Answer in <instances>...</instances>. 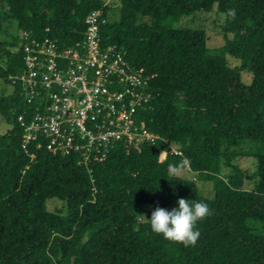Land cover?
Wrapping results in <instances>:
<instances>
[{
    "label": "trees",
    "instance_id": "1",
    "mask_svg": "<svg viewBox=\"0 0 264 264\" xmlns=\"http://www.w3.org/2000/svg\"><path fill=\"white\" fill-rule=\"evenodd\" d=\"M214 5L226 15L221 47L208 46L205 28L168 21ZM113 8L120 15L111 20ZM95 9L107 19L102 46L154 74L151 100L136 120L159 138L140 150L119 141L92 171L75 156L50 153L41 140L24 147L18 116L31 104L11 79L25 66L20 34L0 45V79L13 86L0 93L10 125L0 133V264H264V0H0V31L15 21L20 33L75 48ZM228 54L240 64L232 66ZM241 69L253 73L250 84ZM245 139L260 144L251 152L252 174L235 163L246 153L232 150ZM183 157L192 176L169 177L168 164ZM245 178L252 189L243 187ZM199 181H210L214 194L204 195ZM180 198L213 210L197 223L194 247L163 239L138 216L144 208L171 211ZM53 199L63 208L50 209Z\"/></svg>",
    "mask_w": 264,
    "mask_h": 264
},
{
    "label": "built area",
    "instance_id": "2",
    "mask_svg": "<svg viewBox=\"0 0 264 264\" xmlns=\"http://www.w3.org/2000/svg\"><path fill=\"white\" fill-rule=\"evenodd\" d=\"M102 15L95 9L86 16L85 38L75 48L59 49L48 37L22 31L25 66L11 76L31 104L18 116L25 124L24 147L41 140L50 153L75 156L89 171L119 141L127 150H140L159 138L136 120L138 109L151 100L154 74L134 66L115 46H102L100 25L107 20ZM171 151L181 154L173 146Z\"/></svg>",
    "mask_w": 264,
    "mask_h": 264
},
{
    "label": "rangeland",
    "instance_id": "3",
    "mask_svg": "<svg viewBox=\"0 0 264 264\" xmlns=\"http://www.w3.org/2000/svg\"><path fill=\"white\" fill-rule=\"evenodd\" d=\"M114 9V8H113ZM112 9V10H113ZM120 15V9L115 8L111 12V20L118 19ZM225 13L217 9V5L209 11L198 10L190 15L181 17L180 19L168 20L171 22V25L174 27L188 26L193 28H205L208 35V46L211 49L221 47L225 40L223 36V24L225 21ZM20 32L17 28L15 21H7L5 23V30L0 31V45L6 46L7 41H10L13 36H19ZM1 53V49H0ZM227 58L229 59L232 66L240 64V60L236 57L228 54ZM242 81L245 84H250L253 80V73L248 69H241ZM13 86L11 83L5 82L3 79H0V93L5 92L6 94L11 93ZM10 125L5 119V117L0 113V133H4L9 129ZM259 143L252 139H245L238 146L233 147L232 150H237L240 152L246 153V155L238 156L235 160V163L238 164L247 174H252L257 169V158L251 155V152H254ZM230 168H225V172H229ZM181 176L191 177L192 174L188 171L184 172ZM199 188L204 195L211 196L214 194L213 185L210 181H199ZM243 187L245 189H252L254 187V182L245 178ZM49 208L54 210L57 208H63V202L60 200H50L48 202ZM144 216L147 218L153 210L151 208L143 209Z\"/></svg>",
    "mask_w": 264,
    "mask_h": 264
},
{
    "label": "clouds",
    "instance_id": "4",
    "mask_svg": "<svg viewBox=\"0 0 264 264\" xmlns=\"http://www.w3.org/2000/svg\"><path fill=\"white\" fill-rule=\"evenodd\" d=\"M229 16L234 18L235 10H229ZM161 161L165 158V151L159 155ZM191 167V161L183 157L179 162L169 163L167 174L169 177H180ZM178 207L168 211L161 207H156L151 213V218L146 219L142 214H138L141 221L147 220L151 231L162 236L163 239L183 245L185 248L194 247L201 235L197 228V223L203 221L213 214L209 205L202 201H190L184 198L178 200Z\"/></svg>",
    "mask_w": 264,
    "mask_h": 264
}]
</instances>
